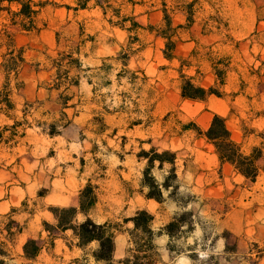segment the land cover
<instances>
[{
	"label": "rangeland",
	"instance_id": "rangeland-1",
	"mask_svg": "<svg viewBox=\"0 0 264 264\" xmlns=\"http://www.w3.org/2000/svg\"><path fill=\"white\" fill-rule=\"evenodd\" d=\"M41 1L47 3L40 15L47 28L16 35L26 53L18 80L25 88L14 89L15 110L0 113V214L16 210L13 218L24 227L0 261L104 264L93 257L98 244L78 247L71 230L56 239L54 249L46 246L36 261L23 257L27 239H47L44 222L56 224L52 209L78 207L80 191L91 184L97 203L89 217L99 224L120 225L114 260L124 258L129 247L133 223L127 220L147 210L155 217L153 229L160 233L155 243L164 264H249L250 251L253 257L257 254L254 244L264 248V171L252 183L230 164L221 165L197 127L206 131L219 114L245 153L264 146V0L113 3L122 17L143 25L136 32L112 24L118 21L112 9L105 15L93 3L75 10V0ZM165 13L175 29L172 61L163 53L167 40L158 36L167 28ZM130 46L135 54L124 66L119 53ZM61 53L79 60L81 66L73 65L69 73L79 84L66 91L74 97V108L66 111L72 124L50 136L42 123L61 117V106L54 102L60 103L59 91L51 97L49 90L54 85L53 60ZM227 59L231 70L221 87L212 65ZM182 74L224 95L207 101L183 99ZM152 147L177 153L176 200L167 191L163 203L144 196L147 160L139 155ZM155 165L153 175L163 183L171 166L160 170ZM180 216L183 221L169 237L166 226ZM77 219L83 222L85 217ZM1 222L4 227L8 220L1 217ZM226 244H237L235 260H228Z\"/></svg>",
	"mask_w": 264,
	"mask_h": 264
},
{
	"label": "trees",
	"instance_id": "trees-1",
	"mask_svg": "<svg viewBox=\"0 0 264 264\" xmlns=\"http://www.w3.org/2000/svg\"><path fill=\"white\" fill-rule=\"evenodd\" d=\"M118 0H75V10H84L89 8L93 3V7H99L107 14L108 9H112L118 18L115 23L129 32H136L138 29H144L139 22L122 17L120 9H114L113 3ZM123 4H131L135 6V0H123ZM47 3L41 0H0V50L1 57V73L4 76V82L0 85V113L6 115L15 110L13 102L14 89L22 90L24 83L19 80V75L23 66L26 64L25 49L18 47L16 42V35L18 33H38L47 27V23L41 21L40 15ZM67 9H72L67 6ZM166 21V29L158 31V36L166 39V46L163 50L166 59L172 61L175 58V51L177 48L176 41L172 40L175 35L173 29V21L166 13L164 15ZM3 21V22H2ZM127 21H131V26L126 27ZM193 23V19L190 20ZM153 27H150V30ZM170 32V33H168ZM131 45V44H130ZM80 50V49H77ZM135 54L133 48L129 51H122L119 53V58L123 60L124 66H127L132 55ZM76 65L81 66L78 59H74L71 55L61 53L59 58L53 60V68L55 69L54 85L50 90L61 92L59 95L60 105L62 110L61 117L51 123L44 122L42 126L43 131L50 136L60 134L61 129L69 126L71 120L64 109L74 107L69 105L72 97L66 95L73 86H78V79H71L69 76L70 68ZM213 72L216 76V83L222 87L226 84L227 73L231 70V62L229 59L221 61L212 65ZM181 97L183 99L193 101H207L212 95L222 97L224 94L216 87L205 88L194 81V78L186 75H181ZM16 84L13 86V81ZM62 88H64L63 91ZM26 106L31 107L30 104ZM10 117V116H9ZM20 125L16 122L15 126ZM199 135L203 136L207 143L211 144L218 156L221 165L230 164L234 171L243 176L247 181L256 182L257 178L264 171V146L254 147L252 152L247 154L244 152L242 145L233 139L232 133L227 126V119L219 114H215L212 118L211 124L206 131H202L197 127ZM147 160V166L143 172V179L141 182L142 189H146L144 193L146 199H154L159 203L164 202V192H169V198L176 200L175 196L178 193L179 185L177 184V168L176 160L177 153L164 150L159 152L158 148L152 147L148 152L142 151L139 155ZM159 164L158 169L163 170L165 164H169L171 169L169 175L164 178L163 183H159L153 175V170ZM174 183L175 185H172ZM96 187L88 184L79 193L78 207H57L52 209V213L56 220L55 225L44 222V230L47 232V239H28L23 246V257L28 261H36L44 249H54L55 241L59 236H62L67 231L71 230L74 237L78 240L77 246L85 248L87 245L96 242L98 244L97 250L93 253V257L97 263L104 264H164L161 259V254L156 246L155 239L160 233L153 229L155 217L147 210H139L135 216L127 220L133 223L132 230L129 231V247L126 250L124 258L116 261L114 260L115 252V237L116 232L119 231L120 225H112L109 222L99 224L89 217L90 211L97 203ZM173 189V191H170ZM144 192V191H143ZM16 210L1 215L0 218H5L8 223L2 227L0 223V234L4 235L5 240L0 242V256H7L6 249L8 243H13L15 238L23 233L24 227L17 222L13 216ZM82 214L85 217L83 222H78V215ZM183 216L180 219H175L165 228L166 234L172 237L174 228L183 221ZM257 254L253 257V250L250 251L247 258L249 264H259V261L264 257V248L254 244ZM237 244L230 247L225 246V252L230 253L231 256L237 254ZM82 260L86 261L84 257ZM4 261H0V264Z\"/></svg>",
	"mask_w": 264,
	"mask_h": 264
},
{
	"label": "crops",
	"instance_id": "crops-1",
	"mask_svg": "<svg viewBox=\"0 0 264 264\" xmlns=\"http://www.w3.org/2000/svg\"><path fill=\"white\" fill-rule=\"evenodd\" d=\"M47 28V27H46ZM17 42V41H16ZM25 58H26V53H25ZM26 63H27V59H26ZM25 88V84H24V87H23V89ZM22 89V90H23ZM71 89V88H70ZM70 89L67 91V92H69L70 91ZM50 90V89H49ZM54 91L55 90H50V95H51V97L53 96V93H54ZM59 95H60V92H59V94H58V97H59ZM66 95H69L68 93H66ZM70 97H72V99H71V101L69 102V105L71 106V105H73V104H71V102L73 101V99H74V97H73V95H69ZM52 101H53V99H52ZM54 102L57 104V105H60L58 102H57V99L56 100H54ZM61 106V105H60ZM74 108V107H73ZM69 109H72V107H69V108H66V109H64V111L66 112L67 110H69ZM61 110H62V106H61ZM61 110H60V112H61ZM67 113V112H66ZM67 115H68V113H67ZM68 117H69V115H68ZM70 119V118H69ZM71 120V119H70ZM71 124H72V120H71ZM70 124V125H71ZM68 127V126H67ZM66 128V127H65ZM65 128H63V129H65ZM62 130V129H61ZM59 135V134H58ZM22 235V234H21ZM20 236V235H19ZM29 239H32V238H29ZM28 240V239H27ZM238 247V246H237ZM160 252V251H159ZM42 254V253H41ZM236 257H238V250H237V254L236 255H234V256H230V258H228V260L229 261H231V260H235V258ZM264 258V257H263ZM262 258V259H263ZM161 259H162V261H163V263H164V260H163V256L161 255ZM262 259L259 261V264H261V261H262ZM186 262H189V261H186ZM190 264V263H189ZM220 264V263H219Z\"/></svg>",
	"mask_w": 264,
	"mask_h": 264
}]
</instances>
